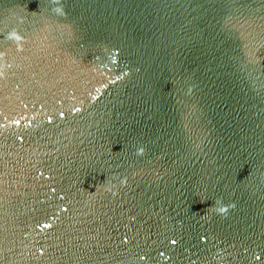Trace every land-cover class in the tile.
<instances>
[{
	"label": "water",
	"instance_id": "obj_1",
	"mask_svg": "<svg viewBox=\"0 0 264 264\" xmlns=\"http://www.w3.org/2000/svg\"><path fill=\"white\" fill-rule=\"evenodd\" d=\"M0 264H264V0H0Z\"/></svg>",
	"mask_w": 264,
	"mask_h": 264
}]
</instances>
